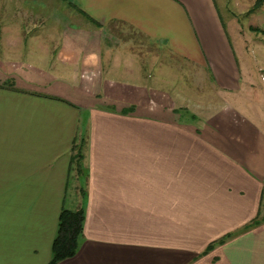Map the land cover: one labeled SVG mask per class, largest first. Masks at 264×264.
<instances>
[{
  "label": "crops",
  "instance_id": "obj_1",
  "mask_svg": "<svg viewBox=\"0 0 264 264\" xmlns=\"http://www.w3.org/2000/svg\"><path fill=\"white\" fill-rule=\"evenodd\" d=\"M12 1L4 29L35 32L37 65L0 69V264H49L81 207L58 264H264V5L252 59L217 0ZM186 70L217 95L202 113Z\"/></svg>",
  "mask_w": 264,
  "mask_h": 264
},
{
  "label": "rangeland",
  "instance_id": "obj_2",
  "mask_svg": "<svg viewBox=\"0 0 264 264\" xmlns=\"http://www.w3.org/2000/svg\"><path fill=\"white\" fill-rule=\"evenodd\" d=\"M258 1L259 0H217L219 9L223 15V18L226 21L229 35L235 46V50L239 54H242V53L246 54L249 52H250V56L252 55L257 56V54H259L257 53V49L253 48V46H255L258 43L257 41L258 37H259V40L262 39L259 36L261 35L262 32H259L257 28L253 27L254 23H256L254 16L257 13H259V11L261 10V8L257 7ZM3 24L4 22L2 21V15L0 14V69L2 65L6 66L5 68H7L9 65L7 63L12 62V64L18 66L17 71L20 73L21 72L20 69L21 70L25 69L24 65L26 63L28 64L29 67H31L30 65H33V64L30 62V60L32 62L35 61L33 57L35 58L36 55L32 51H34V49L36 48L33 46L32 44L33 41L31 39V37H33L35 32L34 31L5 30ZM39 34H41V32H39ZM47 38L49 39L48 35H47ZM243 44L244 46L245 44L249 45L248 52H244V50H247V49L242 47ZM53 49L46 47L44 48V50H42L43 55H42L41 63H47L48 65L49 63L48 60L51 58V54L49 52L50 50H53ZM255 56H252V59H256ZM260 57H263V54H260ZM45 60H47V62H45ZM33 63H35L34 65H37L36 61ZM185 74H184L185 82H187L186 92H187V95L189 96V93H190L189 88L190 86H192L193 83L195 84L196 80L193 82V79L190 76V70H186ZM256 75H260V74L257 73ZM9 80H12V79H9ZM256 80L258 82V79ZM197 82L199 84L196 85V87H200L201 85L200 91H199V88L195 87V92L197 93V95L198 94L200 95V96H197L198 102L196 105L198 106L197 107L192 106L193 104L190 100H188L189 98H187V105H190L189 107H193L194 111H196L197 113H202L200 108H204L205 105H207V107L212 105V102L215 101V99L217 98V95L213 94L209 85L206 84V82H204L203 76H202L201 82L199 80H197L196 83ZM4 85L8 86L7 82ZM81 137L82 136H80V138L78 139L77 144H80L82 139H86L85 136H83L82 138ZM73 184H74V181L70 179V185H69V191H68V201H70L71 195L73 193L72 191ZM68 201H67V207L71 205L70 202Z\"/></svg>",
  "mask_w": 264,
  "mask_h": 264
},
{
  "label": "trees",
  "instance_id": "obj_3",
  "mask_svg": "<svg viewBox=\"0 0 264 264\" xmlns=\"http://www.w3.org/2000/svg\"><path fill=\"white\" fill-rule=\"evenodd\" d=\"M264 5V0L257 2V7L261 8ZM10 88L15 86L13 80L7 81ZM6 85V87H8ZM75 140L73 145L72 165L76 169L77 174H83V164L85 160L84 150L87 145V140L82 139L80 144ZM85 222L84 208L77 211L63 209L59 217V225L56 239L54 240L52 249V259L49 264H58L61 261L75 256L79 240L82 236ZM211 247H209L210 249Z\"/></svg>",
  "mask_w": 264,
  "mask_h": 264
}]
</instances>
